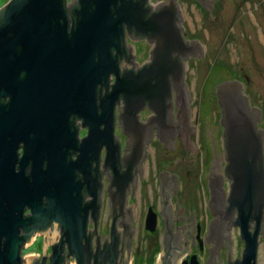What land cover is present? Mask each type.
<instances>
[{
  "label": "water",
  "instance_id": "1",
  "mask_svg": "<svg viewBox=\"0 0 264 264\" xmlns=\"http://www.w3.org/2000/svg\"><path fill=\"white\" fill-rule=\"evenodd\" d=\"M210 10L213 0H200ZM183 20L176 0L153 5L149 0H8L0 7V264H45L47 244H52L50 264H130L133 233L131 204L126 196L132 182L136 187V169L142 177V159L152 140L153 127L159 139L171 150L175 133L185 131L189 142V93L183 81V59L189 54L203 55L198 38L184 40ZM124 24L128 35L154 41L151 60L141 66L134 60L131 44L125 45ZM125 59L122 71L119 61ZM131 66L128 67L127 64ZM109 72L115 76L110 83ZM176 94L177 121L173 117L172 88ZM237 80L218 84L220 122L224 126V171L232 179L225 201L222 174L212 172L220 164L214 152L210 167L208 206L220 215L210 220L204 241H213L206 261L213 257L220 264L219 246L227 238L228 264H255L257 232L264 222V128L256 129L260 109L247 103ZM212 92V90L210 91ZM215 93V92H213ZM115 103L118 124L130 138L120 156L118 134L113 133ZM148 104L153 113L146 121L138 119L139 110ZM78 125L88 126V134L78 139ZM106 145L102 168L100 149ZM23 153L18 157V146ZM125 149H130L126 152ZM76 154L77 158H72ZM95 160V165L93 161ZM126 168L123 169V166ZM110 184L112 215L111 241L107 236L100 249L97 223L102 201V172ZM160 176L161 217L164 220L162 250L158 264H180L187 253V231L194 245V214L190 227L178 226L173 233L171 192L177 189V174L162 170ZM176 195V194H175ZM238 207L235 216L234 206ZM31 207L28 214H23ZM175 211V218L179 212ZM94 228L86 233L87 218ZM54 229L50 230L49 221ZM116 220L122 228L116 227ZM240 225L245 247L242 260L230 259V224ZM254 224L251 234L248 226ZM60 224L61 233L57 231ZM184 227V247L180 248ZM123 229L122 239L120 230ZM35 233H43V258L28 254L21 259L20 246L29 243ZM97 234L93 251L91 237ZM85 236V242H82ZM121 247L118 249V243ZM206 243V242H205ZM120 255L117 263V255Z\"/></svg>",
  "mask_w": 264,
  "mask_h": 264
},
{
  "label": "flooded vegetation",
  "instance_id": "2",
  "mask_svg": "<svg viewBox=\"0 0 264 264\" xmlns=\"http://www.w3.org/2000/svg\"><path fill=\"white\" fill-rule=\"evenodd\" d=\"M8 0H3L0 4V7L6 3ZM162 0H149L153 5H156L158 2ZM164 2H168L169 0H163ZM181 13L183 20L180 23L183 26L181 29L184 40L198 38L203 47V55L200 56H192L189 54L186 58L183 59V81L187 85L188 93H189V101L188 107L190 109V124L194 126L193 131L188 134L189 142H193L196 149H193V153L191 152V148H186L184 145L185 142V131H182V134L175 133V136L171 138L169 135V142L171 140H175V147L171 150L169 147L163 146V141L159 139L157 134V127H153V134L151 139L148 140V143H145L147 154L142 159V177L140 176L139 171L136 169V187L134 188V194L132 195V182L130 181V189L127 192L126 196V207H129L131 204V213H132V223L131 227H133V233L131 237V254H130V264H136L137 260L144 261L145 264H158L157 260L159 258L160 251L162 250V239L164 235V220L161 217V193H160V172L162 170H166L169 173L177 174V189L175 194L171 192V195L168 196V201L172 204V228L171 231L175 233L176 231V223L178 226L183 225L185 222L187 224V228L190 227L191 217L189 214L193 210L194 214V230L192 234L194 235V245L192 246V237L190 236V231H187V253L181 255L180 264H210L209 261H206L209 256V247L214 245L216 238L213 241H204V238L208 235V224L211 219L218 217L220 213L214 214L211 212L208 206V200L210 199V190L208 186L210 167L213 165L211 159L213 157L214 145H215V154L217 158L220 156L221 152V169L220 164L216 165L217 170H212V172H217L222 174L223 181L222 187L224 188L225 193V201L229 196L230 190V179L225 171L224 167L227 163L225 158V148L223 143V130L224 126L220 122V118L222 115L221 106L218 102V94L217 88L218 84L224 81L237 80L242 83L241 92L247 95V103L249 106V112H251L252 106H257L260 109L259 119L255 118L256 129L264 128V108L263 105L259 103H254L251 101V95L249 91L245 88V83L249 82V76L243 75L240 76H230L228 78L216 79L204 92V96L213 97L214 103L216 104V108L210 110L208 107L207 110H204L202 114L200 111L194 108L193 102L195 100V95L193 90L190 88V81L187 78V64L190 60H195L196 62H201L205 56V48L202 40L198 36H194L190 32V24L189 17H194L197 12L200 14H205L207 17L211 18L210 10L205 7L200 0H176ZM230 8L229 15L235 17L237 13L240 15H245L248 13V10H251L253 0H230ZM257 1V0H255ZM68 2L71 0H65V7L68 6ZM218 3L219 0H213L211 2V14L213 17L212 20H216L218 13ZM261 5L264 6V0H261ZM219 14V13H218ZM234 30V28L232 29ZM244 34V33H243ZM260 47L262 49H256L255 55L258 56L263 51L264 53V34L260 33ZM232 40V39H231ZM124 41L125 45L131 44L133 47L132 53L135 54L134 60L138 62V66H141L144 61L151 60L150 51L152 50L154 41H148L146 37L135 39L128 35V29L124 24ZM259 60V59H258ZM125 63L124 57L119 61V67L122 71L123 65ZM128 67L131 66L130 63L127 64ZM110 75V83H114L115 76L112 72H109ZM172 88V101H173V117L175 121H177V112L178 106L176 103V94L173 86ZM212 90V92H210ZM215 92V93H213ZM203 95V94H201ZM210 100V99H209ZM118 104L115 103L114 114V128L113 133L118 134V140L120 141V156L122 157L124 154V148L126 147V140L130 138V136L123 131L120 124H118V114L120 109H118ZM201 107V106H200ZM153 113V109H151L148 104L143 106L139 110L138 119L142 121H146L148 116ZM88 126H80L78 125V139L81 140L86 134H88ZM213 142H212V138ZM126 152H130V149H125ZM262 152L264 158V138H262ZM23 153V146H18V157H20ZM106 154V145L102 144L100 149L101 159L99 161V168H102V164L104 162V157ZM72 158H77L76 154H72ZM93 165H95V160L93 161ZM126 168V165L123 166V169ZM107 173L105 171L102 172V201L100 204V214L97 223V234L100 233L99 241H100V249L103 248V243L105 241V237L107 236V241H111V224H112V215L111 212V204L110 194L107 191V186L110 184V179H107ZM179 205V210L181 206L183 210L178 213L177 218H175V211ZM31 211V207H26L23 210V214H28ZM238 207L234 206L235 216L238 215ZM262 227L264 228V222L261 220ZM50 230L54 229L53 220L49 221ZM116 227L122 228V225L118 223L116 220ZM94 228V220L90 221V215L87 218V226L86 233L88 230ZM251 234L254 230V224L251 223V226H248ZM57 231L61 233L60 224H57ZM230 235V259L232 262L235 261V258L238 257L239 260H242V251L245 247L244 237L240 236V225L238 223L230 224L229 229H227ZM123 229L120 230V238L122 239ZM178 233H181V241L180 248L184 247V227L178 228ZM263 232H257V252L255 257V264L260 263L259 258V250L260 243L264 241V236H262ZM97 234H93L91 237V246L93 247V251L96 248V237ZM43 233H35L33 239L25 244L24 246H20L19 254L21 259H25V256L28 254H36L39 255L38 262L42 261L43 258ZM82 242H85V236H83ZM206 242V243H205ZM227 238L223 237V246H219V261L220 264H228L226 259L228 258L226 249H227ZM121 247V241L118 243V249ZM67 251L68 246L65 241V251H64V262L66 264L67 260ZM52 254V244H47L46 247V258L45 264H50V256ZM119 252L117 255V263L119 262ZM94 261L93 257L90 258V264ZM19 264V263H18ZM106 264H109V259H107ZM120 264H123L121 260ZM217 264L215 258L213 257V263Z\"/></svg>",
  "mask_w": 264,
  "mask_h": 264
},
{
  "label": "rangeland",
  "instance_id": "3",
  "mask_svg": "<svg viewBox=\"0 0 264 264\" xmlns=\"http://www.w3.org/2000/svg\"><path fill=\"white\" fill-rule=\"evenodd\" d=\"M253 1L251 10L245 15L237 13L235 20L229 15L230 0H219L215 21L199 12L195 18L189 17L191 34L198 36L205 48L201 62L190 60L186 65L190 88L195 95L193 105L201 114L208 107L213 111L216 108L213 97L204 96L205 90L216 79L244 74L249 76L245 88L251 101L264 108V53L255 55L256 49H262L259 35L264 34V6L261 0ZM259 258V264H264V241L260 243ZM136 264L145 263L139 259Z\"/></svg>",
  "mask_w": 264,
  "mask_h": 264
}]
</instances>
